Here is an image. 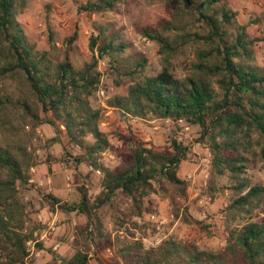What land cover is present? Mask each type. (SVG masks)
I'll use <instances>...</instances> for the list:
<instances>
[{"label": "trees", "instance_id": "16d2710c", "mask_svg": "<svg viewBox=\"0 0 264 264\" xmlns=\"http://www.w3.org/2000/svg\"><path fill=\"white\" fill-rule=\"evenodd\" d=\"M27 1L0 0V81L9 79L17 84L19 97L9 103L21 110L23 122L31 128L44 122L60 131L67 143L79 150L75 161L101 172V189L95 197L88 199L81 188L79 204L68 207L85 219L83 225L75 226L79 235L84 239L95 236L97 242L104 243L116 264H264V216L252 219L264 205V186L250 184L244 176L248 156L258 155L252 148V134L264 139V66L247 61L251 46L264 40V34L249 38L242 25L235 28L234 34L228 33L234 13L223 6L216 13L214 5L219 0H165L171 19L160 25V32L148 27L140 31L158 43L163 54L161 69L155 75L133 79L142 71L144 59H123L126 44L118 34L91 32L89 58L78 65L67 52L52 59L46 50L35 49L15 19L16 11ZM115 2L84 0L76 2V9L99 13L111 10ZM185 13L199 23L200 31L188 33L184 26L177 27L176 21ZM177 29L196 44L195 61L181 78L173 75L168 60L176 52V39L169 40L162 34ZM74 39L70 37L65 45L70 47ZM101 58L106 59L111 73L132 79L126 93L108 97L106 106L126 116L143 119L150 114L197 126L195 142L209 153L204 192L212 197L220 188L215 182L217 176L225 177L224 186L230 192L228 202L219 211L225 234L220 248H200L194 241L175 235L145 247L143 236L135 237L132 231L122 234L114 227L125 223L114 204L118 196L129 198L134 207L132 214L140 215L142 198L157 189L169 202L173 193L185 194L186 184L178 176V169L187 158V149L175 138L170 141L171 151L155 150L135 139L128 151L118 154L119 167L109 169L98 161L100 153L110 148L106 133L99 128L102 109L94 105ZM3 102L0 99V112ZM259 155L264 160V145ZM26 160L21 144L0 146V264H36L34 253L44 249L36 232L42 225L28 217L19 197L17 183L27 189ZM167 188H171L170 193ZM46 198L50 210L61 204L53 195ZM106 206L109 209L104 213ZM63 207L66 205H59ZM105 214L112 225L109 230L104 227ZM173 216H177L176 209ZM132 225L137 228L135 222ZM72 260V264H83L84 258L77 262L79 257L75 255Z\"/></svg>", "mask_w": 264, "mask_h": 264}, {"label": "rangeland", "instance_id": "374dc122", "mask_svg": "<svg viewBox=\"0 0 264 264\" xmlns=\"http://www.w3.org/2000/svg\"><path fill=\"white\" fill-rule=\"evenodd\" d=\"M83 1L28 0L22 9L16 11L15 19L33 47L46 50L52 59H59L67 52L75 65L87 60L90 55L89 35L101 30L106 36L118 34L126 44L121 53L123 59L128 62L136 58L144 59L142 71L133 79L143 75L152 76L160 71L163 54L159 52L158 43L142 36L140 31L148 27L160 32V25L171 19V11L167 9L165 0H116L111 10L77 12L76 2ZM221 6L234 13L231 25L227 27L228 33L234 34L235 28L242 25L247 37H263L264 0H219L214 5L216 13ZM176 24L177 27L184 26L188 33L200 31L199 23L186 13L178 18ZM162 34L167 35L169 40L176 39V52L169 55L168 60L173 75L181 78L190 71L195 61L196 44L191 36H186L179 29ZM70 37L75 39L69 47L65 43ZM247 61L252 65L264 66V40L251 46V58ZM97 69L101 75L94 105L102 109L103 118L99 128L106 133L110 142V148L102 151L98 159L104 167H119L121 161L118 154L128 151L131 141L135 139L155 150L171 151L170 141L175 138L187 149V158L180 162L178 169V176L186 184L185 194L175 192L172 202H169V198L157 189L142 198L140 215L132 214L134 207L129 198L118 196L114 204L125 223L120 228L114 227L120 229L119 233L122 234L132 231L135 237L143 236L145 247L156 244L167 235H175L194 241L200 248H220L225 234L219 211L228 202L230 192L224 186V176L216 177V185L220 188L212 197L204 192L209 153L203 145L195 142L197 126L150 114L143 119L120 114L106 106L105 100L113 95H124L132 79L111 73L105 58L98 60ZM212 86L217 91L214 83ZM18 97L19 90L14 81H0V99L4 100V108L0 112V146L19 143L24 147L28 163L27 189L17 183L19 197L28 217L42 225L36 231L39 239L47 240L36 264H72L75 255L79 260L84 258L83 264H116L111 249L104 243L97 242L95 236L84 239L79 235L75 226L83 225L85 219L75 211L68 210V207L79 204L81 188L86 191L88 199L95 197L101 189V172L85 163L76 162L74 156L79 150L70 146L60 131H55L44 122L34 128L28 122H23L21 110L9 103ZM252 139H255L252 148L258 155L248 156L244 176L250 184L264 186V160L259 155L264 139L256 138V134H252ZM167 189L170 193L171 188ZM48 194L58 198L59 205L65 204L66 207L59 208L57 204L50 210L46 198ZM108 209L109 206H106L103 212L106 213ZM173 209L177 210L176 217L173 216ZM262 216L264 205L252 219L257 220ZM103 220L104 227L111 229L106 214ZM132 222L136 223L137 228H133ZM55 243L57 250L51 249Z\"/></svg>", "mask_w": 264, "mask_h": 264}, {"label": "crops", "instance_id": "0c3cea01", "mask_svg": "<svg viewBox=\"0 0 264 264\" xmlns=\"http://www.w3.org/2000/svg\"><path fill=\"white\" fill-rule=\"evenodd\" d=\"M29 180H31V179H29ZM54 216H55V214H53ZM49 224L51 223V220L48 222ZM51 228H52V226H50ZM41 242L43 243L42 245H43V247H44V243L47 241L46 239H42V237H41ZM57 244L55 243L54 245H53V247H51V249L53 248V249H55V250H57L56 248H57ZM41 250H39V251H36L35 253H34V256H36L37 258H36V261L38 262V260H39V257L41 256L40 255V252ZM59 252H61V251H59Z\"/></svg>", "mask_w": 264, "mask_h": 264}, {"label": "built area", "instance_id": "2783aa9c", "mask_svg": "<svg viewBox=\"0 0 264 264\" xmlns=\"http://www.w3.org/2000/svg\"><path fill=\"white\" fill-rule=\"evenodd\" d=\"M80 261H81V259L79 261H77V262H80Z\"/></svg>", "mask_w": 264, "mask_h": 264}]
</instances>
